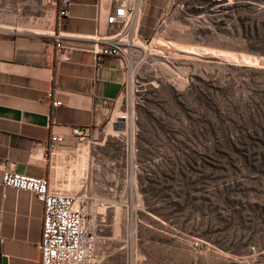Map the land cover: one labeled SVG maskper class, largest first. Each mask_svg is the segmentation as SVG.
Segmentation results:
<instances>
[{
	"label": "rangeland",
	"instance_id": "rangeland-1",
	"mask_svg": "<svg viewBox=\"0 0 264 264\" xmlns=\"http://www.w3.org/2000/svg\"><path fill=\"white\" fill-rule=\"evenodd\" d=\"M123 43L121 97L71 157L100 178L97 264H264V0H182Z\"/></svg>",
	"mask_w": 264,
	"mask_h": 264
},
{
	"label": "crops",
	"instance_id": "crops-1",
	"mask_svg": "<svg viewBox=\"0 0 264 264\" xmlns=\"http://www.w3.org/2000/svg\"><path fill=\"white\" fill-rule=\"evenodd\" d=\"M137 1V36L148 40L182 0ZM113 7L114 0H75L61 17L59 1L0 0V264H40L43 219L31 193L2 186L4 168L45 177L64 194L86 196L93 188L101 196L100 178L90 187L91 165L77 171L71 160L72 132L96 130L123 91L121 61L99 54ZM52 135L64 142L50 158Z\"/></svg>",
	"mask_w": 264,
	"mask_h": 264
},
{
	"label": "built area",
	"instance_id": "built-area-1",
	"mask_svg": "<svg viewBox=\"0 0 264 264\" xmlns=\"http://www.w3.org/2000/svg\"><path fill=\"white\" fill-rule=\"evenodd\" d=\"M60 2V16L68 15L70 6L75 0H46L48 4ZM140 21L139 2L137 0H114V7L106 22L111 29L109 36L99 40L102 44L99 54L114 56L124 61L130 51L124 39L133 42L137 36ZM61 48V44H58ZM61 105L53 102L54 107ZM73 137L82 142L85 134L74 129ZM64 139L52 135L48 141V156L55 157L59 145ZM2 186L31 193L43 205L42 240L39 244L40 264H97L96 236L93 223L88 218L83 196L61 193L51 189L45 177L24 176L9 168L2 171Z\"/></svg>",
	"mask_w": 264,
	"mask_h": 264
},
{
	"label": "bare ground",
	"instance_id": "bare-ground-1",
	"mask_svg": "<svg viewBox=\"0 0 264 264\" xmlns=\"http://www.w3.org/2000/svg\"><path fill=\"white\" fill-rule=\"evenodd\" d=\"M161 69L163 70L162 72H165V71H167L168 69H167V67L165 66V65H163V67H161ZM168 74V73H167ZM174 74V73H173Z\"/></svg>",
	"mask_w": 264,
	"mask_h": 264
}]
</instances>
